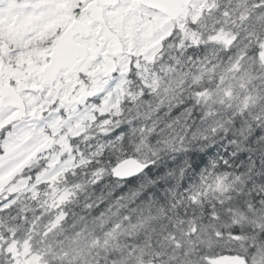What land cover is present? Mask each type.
I'll return each instance as SVG.
<instances>
[{
	"label": "snow or ice",
	"instance_id": "1",
	"mask_svg": "<svg viewBox=\"0 0 264 264\" xmlns=\"http://www.w3.org/2000/svg\"><path fill=\"white\" fill-rule=\"evenodd\" d=\"M0 264H264V0H0Z\"/></svg>",
	"mask_w": 264,
	"mask_h": 264
}]
</instances>
